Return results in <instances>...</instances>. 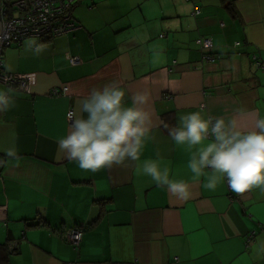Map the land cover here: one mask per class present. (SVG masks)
<instances>
[{
    "label": "crops",
    "instance_id": "crops-1",
    "mask_svg": "<svg viewBox=\"0 0 264 264\" xmlns=\"http://www.w3.org/2000/svg\"><path fill=\"white\" fill-rule=\"evenodd\" d=\"M73 16L81 27L36 42L39 55L33 39L4 52L6 70L30 82L27 92L11 88L14 106L0 112V245L17 244L0 256L7 264H168L175 256L178 264H264L253 247L264 238V195H237L225 180L204 188L210 170L195 177L187 166L194 149L168 134L201 105L207 115H264V71L252 59L264 60V0H79ZM201 36L220 57L203 60ZM113 80L125 104L137 92L150 97L140 160L92 172L55 159L76 99ZM9 147L19 159L6 156ZM149 160L188 183L189 198L157 187L143 173ZM71 227L85 228L78 249L62 236Z\"/></svg>",
    "mask_w": 264,
    "mask_h": 264
},
{
    "label": "clouds",
    "instance_id": "clouds-1",
    "mask_svg": "<svg viewBox=\"0 0 264 264\" xmlns=\"http://www.w3.org/2000/svg\"><path fill=\"white\" fill-rule=\"evenodd\" d=\"M33 45L35 55L44 50L35 39L29 47ZM11 93L10 87L0 88V112L14 106ZM124 97V89L113 80L76 99L67 134L56 141L55 159L74 161L80 169L92 172L113 165H135L153 126L152 113L144 107L150 97L144 92L134 93L130 104H125ZM204 107L181 115L168 130L176 145L194 149L187 165L190 171L202 177L206 169L210 170L203 184L208 190L214 191L221 180H226L237 195L253 188L264 195V115L243 108L226 115H207ZM6 156L19 159L15 147H9ZM143 173L178 199L189 198V184L170 179L169 169H161L158 161H146ZM253 247L258 257H264V238Z\"/></svg>",
    "mask_w": 264,
    "mask_h": 264
},
{
    "label": "built area",
    "instance_id": "built-area-1",
    "mask_svg": "<svg viewBox=\"0 0 264 264\" xmlns=\"http://www.w3.org/2000/svg\"><path fill=\"white\" fill-rule=\"evenodd\" d=\"M0 14L2 20V32L0 35V83L6 87L15 88L22 92L29 90L30 76L27 74H14L6 70L4 52L12 46H21L27 39H35L36 42H42L48 39H54L59 36L72 33L80 24L74 19L73 9L79 0H0ZM201 13L200 6L196 5L193 15ZM197 44L203 51L204 61H214L220 57V54L212 53L214 44L212 40L199 37ZM236 47L240 45L237 42ZM70 63L75 65L78 58L69 56ZM254 65L264 71V60L257 54L253 57ZM68 90L54 88L51 91L53 95H61ZM73 110L68 112L69 116ZM226 182V180H225ZM227 185V182H226ZM228 187V185H227ZM229 188V187H228ZM230 189V188H229ZM83 227H71L62 231V236L69 242L74 249H78L84 236ZM253 234L248 238V245L251 243ZM17 244L12 242L8 244L9 252H13ZM180 258L175 256L168 264H178Z\"/></svg>",
    "mask_w": 264,
    "mask_h": 264
},
{
    "label": "trees",
    "instance_id": "trees-1",
    "mask_svg": "<svg viewBox=\"0 0 264 264\" xmlns=\"http://www.w3.org/2000/svg\"><path fill=\"white\" fill-rule=\"evenodd\" d=\"M0 250H3L4 252H6V253H4L5 256H6L7 253H8L7 244H6V246L5 245H0ZM0 264H7V261L2 256H0Z\"/></svg>",
    "mask_w": 264,
    "mask_h": 264
},
{
    "label": "water",
    "instance_id": "water-1",
    "mask_svg": "<svg viewBox=\"0 0 264 264\" xmlns=\"http://www.w3.org/2000/svg\"><path fill=\"white\" fill-rule=\"evenodd\" d=\"M1 32H2V20H1V14H0V35H1Z\"/></svg>",
    "mask_w": 264,
    "mask_h": 264
}]
</instances>
